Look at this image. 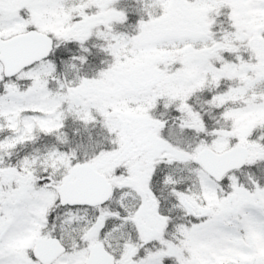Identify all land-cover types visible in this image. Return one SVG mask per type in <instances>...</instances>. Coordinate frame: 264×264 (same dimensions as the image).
Masks as SVG:
<instances>
[{
	"label": "snow or ice",
	"instance_id": "snow-or-ice-1",
	"mask_svg": "<svg viewBox=\"0 0 264 264\" xmlns=\"http://www.w3.org/2000/svg\"><path fill=\"white\" fill-rule=\"evenodd\" d=\"M0 264H264V0H0Z\"/></svg>",
	"mask_w": 264,
	"mask_h": 264
}]
</instances>
